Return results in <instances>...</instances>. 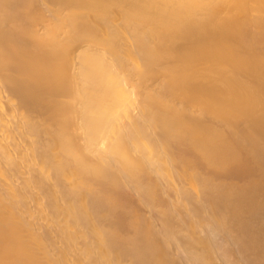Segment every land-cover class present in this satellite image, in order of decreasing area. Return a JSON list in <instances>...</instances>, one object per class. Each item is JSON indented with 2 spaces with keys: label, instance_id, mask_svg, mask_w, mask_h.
Wrapping results in <instances>:
<instances>
[{
  "label": "bare ground",
  "instance_id": "6f19581e",
  "mask_svg": "<svg viewBox=\"0 0 264 264\" xmlns=\"http://www.w3.org/2000/svg\"><path fill=\"white\" fill-rule=\"evenodd\" d=\"M255 44L264 0H0V111L14 128L0 139V264H110L116 250L170 264L152 226L175 225L145 222L140 205L155 211L156 185L195 162L175 142L220 167L239 163L240 140L264 154ZM15 168L36 178L30 198L2 171Z\"/></svg>",
  "mask_w": 264,
  "mask_h": 264
},
{
  "label": "rangeland",
  "instance_id": "374dc122",
  "mask_svg": "<svg viewBox=\"0 0 264 264\" xmlns=\"http://www.w3.org/2000/svg\"><path fill=\"white\" fill-rule=\"evenodd\" d=\"M254 47L260 54L264 53L258 44ZM2 106L0 128L8 122L3 114L10 112L5 104ZM10 125L8 123L6 129H0L1 140L5 134H13ZM219 129L234 141L240 139V134L232 135L226 126ZM163 151L164 147H160L154 153L162 158ZM174 151L177 157H194L195 162L173 167L169 173L172 177L170 184L156 185L155 211H148L144 204L140 205L145 222L165 220L175 225L171 232L159 223L152 226L159 234V244L171 258L170 264H264V154H254L240 140L234 148L241 158L239 163L220 167L202 160L191 146L189 150L187 144L175 142ZM19 155L17 150L12 161L19 163ZM30 155L32 157L33 152ZM2 171L22 199L30 198L38 189L39 185L34 183L36 178L31 173L24 174L16 168ZM144 173L147 176L152 174L147 166ZM127 193L136 199L137 194L133 190ZM142 200L143 197L131 201L128 206L134 210ZM120 215L118 212L115 216ZM58 246L49 249L55 252ZM79 246L84 250L87 243ZM85 254L86 251L77 253L71 259L81 263ZM119 256L117 250L111 253L110 264H146L136 258L119 260Z\"/></svg>",
  "mask_w": 264,
  "mask_h": 264
}]
</instances>
